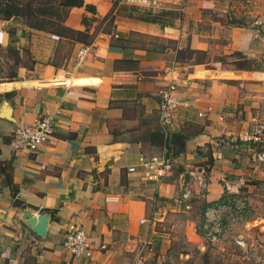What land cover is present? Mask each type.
Returning a JSON list of instances; mask_svg holds the SVG:
<instances>
[{"label":"crops","instance_id":"crops-1","mask_svg":"<svg viewBox=\"0 0 264 264\" xmlns=\"http://www.w3.org/2000/svg\"><path fill=\"white\" fill-rule=\"evenodd\" d=\"M83 1L94 13L71 6L64 23L84 30L80 17L89 18V43L18 30L19 44L67 39L69 51L63 68L35 60L29 74L21 70L18 81L4 83V90L11 88L0 96V106L9 104V117L0 115V264H264L256 262L264 259V222L252 228L237 221L234 233L216 244L198 231L204 208L223 193L222 174L231 181L244 176L248 183L240 189L264 197V173L235 138L251 116L264 120V0H242L253 4L255 18L239 24L228 22L235 3L224 0H159L161 7L148 11L174 16L151 18L121 0ZM78 46L87 52L75 66ZM234 50L256 61L257 69L235 65L241 59ZM170 80L187 106L178 107L162 130L156 91ZM45 114L54 117L52 135L37 149L9 146L11 130ZM172 134L179 143L171 142ZM166 145L175 146L170 172L158 183L141 180L137 158L165 156ZM216 152L221 158L213 157ZM203 161L210 164L206 191L183 202L176 186L181 166ZM130 165L135 172H127ZM24 208L31 219L46 215L43 236L22 221ZM68 222L88 235L90 257L62 248ZM235 235L247 249L234 244ZM140 241L153 252L139 256ZM251 243L257 244L253 253Z\"/></svg>","mask_w":264,"mask_h":264},{"label":"built area","instance_id":"built-area-1","mask_svg":"<svg viewBox=\"0 0 264 264\" xmlns=\"http://www.w3.org/2000/svg\"><path fill=\"white\" fill-rule=\"evenodd\" d=\"M121 3L143 11L155 10L161 7L159 0H121ZM1 33H3L2 29H0ZM86 52L87 48L85 46L77 47L73 55L75 66L82 62ZM174 89L175 83L170 80L156 91L157 119L162 130L165 129L178 107L187 106L186 102L174 95ZM201 113L198 112L199 115ZM53 119L52 114H45L33 118L31 122L17 125L9 134V146L12 149H21L22 147H26L29 150L37 149L40 144L52 135ZM249 123L250 126L237 132L235 138L240 143L251 148L252 167L264 173V120L251 116ZM213 157L216 159L221 158L219 152H216ZM137 161L141 171V180H152L155 183L160 182L161 178L170 172L173 166V160L166 159L163 153L150 154L149 156L140 155ZM181 167L179 182L176 185L179 199L185 202L193 194L202 196L206 191L210 164L206 161L191 162ZM126 170L128 173H133L136 168L130 165L126 167ZM219 181L220 186L223 188V193L219 200L204 208L200 220L201 228L204 230V237L211 244H216L222 241L226 235L234 233L233 227L237 221H242L247 226L249 221L248 218L244 217H248L246 215L250 213L252 208L251 195L246 190L240 189L245 182L244 176H237L234 181H231L227 175L222 174ZM138 222L142 223L143 220L140 219ZM232 240L234 244L242 248L246 247V243L241 236L235 235ZM60 244L72 256L90 257L93 252L88 235L73 222L66 223ZM248 247L253 253L257 249V244L251 243ZM98 248L102 249L104 245L101 244ZM136 251L139 256L147 253L151 254L153 247L147 241H140L136 245ZM262 260L264 259H257L256 262L261 263Z\"/></svg>","mask_w":264,"mask_h":264},{"label":"rangeland","instance_id":"rangeland-1","mask_svg":"<svg viewBox=\"0 0 264 264\" xmlns=\"http://www.w3.org/2000/svg\"><path fill=\"white\" fill-rule=\"evenodd\" d=\"M227 1L229 4L235 3L234 8L236 9L235 15H230L231 17L235 18L236 20L243 22H249L255 18L253 14V4L248 7V5H245V1L242 0H224ZM252 6V7H251ZM232 8V10L234 9ZM135 10H140L135 8ZM142 11V10H140ZM174 15V14H173ZM253 15V16H252ZM229 20V18L227 17ZM11 20V19H7ZM13 20H16V23H23L21 19L13 18ZM3 21L0 20V29H2L3 33L0 34V96L4 91H7L8 87L6 85V90H4V83H12L18 81L17 77L19 76V72L23 70V75L29 74L28 69L31 68L33 65V62L36 60L41 66H46L49 64L50 66H53L54 68H63L66 64V57L68 55V45L69 41L65 39L64 41L59 44L55 41H52L51 39L44 38L41 42L31 43L28 41H23L22 43H18V30L25 31L27 33L28 28L23 26H8L6 28H2ZM24 24V23H23ZM239 24V23H238ZM10 29V32L7 33L6 30ZM30 36V34H29ZM41 39V38H39ZM35 42V40H34ZM59 47L55 50V47ZM5 47L8 48V50H5ZM38 58V60L36 58ZM252 61V66L257 67V63L254 60ZM242 62L236 61L234 62L235 65H239ZM17 63L19 65H17ZM242 64V63H241ZM22 67V68H21ZM16 72V79L12 81H7V75L12 72ZM4 90V91H2ZM249 153L247 151H244V154L246 155L247 161L249 163H253L251 160V153L252 150L249 148ZM243 154V155H244ZM256 170V169H255ZM261 172V171H260ZM263 173V172H262ZM251 203L252 208L250 210V213H248L246 216H248V226H254L252 228H255L261 222H264V197L259 198L253 197L251 192ZM198 207L201 210L200 202ZM198 231L203 234L204 237V230L203 228H198ZM179 238V241H181V236H177ZM204 241H208L206 237H204Z\"/></svg>","mask_w":264,"mask_h":264},{"label":"trees","instance_id":"trees-1","mask_svg":"<svg viewBox=\"0 0 264 264\" xmlns=\"http://www.w3.org/2000/svg\"><path fill=\"white\" fill-rule=\"evenodd\" d=\"M79 6L82 7L84 11H87L91 14L94 13V8L89 3H85L83 0H0V20L7 19H21L24 25L28 28H34L40 31L48 32L59 37H67L74 41H79L81 43H89L90 35L87 33L88 20L85 16H81V23L85 26L84 30H79L72 28L64 23V17L69 7ZM143 15H140L142 18H151L155 17L157 14H161L167 17H173L171 11L160 10L156 13H151L148 10L141 11ZM109 16V10L104 13L102 18ZM91 20V19H90ZM230 23H242L235 18L231 17L228 20ZM10 29H7L6 32L9 33ZM5 50H8L5 47ZM239 59L242 60V64H239V67L246 68L248 70H256L257 68L252 66L251 59L246 58L238 50L232 52ZM17 65H19L17 63ZM16 72L12 71L7 75V81L15 80ZM9 84V82H7ZM11 87L7 90H9ZM6 94V93H3ZM162 131H159V137L162 136ZM162 142V139H161ZM176 153H173L171 156L174 157ZM171 157V158H172ZM247 180L245 179V182ZM248 183V182H246ZM6 185L11 190V193L14 194L16 189L14 185L8 180Z\"/></svg>","mask_w":264,"mask_h":264},{"label":"water","instance_id":"water-1","mask_svg":"<svg viewBox=\"0 0 264 264\" xmlns=\"http://www.w3.org/2000/svg\"><path fill=\"white\" fill-rule=\"evenodd\" d=\"M16 23V20H5L3 21L2 28H6L8 26H11ZM2 105L0 106V115H4L5 117H9V104H6L5 102L1 103ZM5 107V112H2V107ZM179 135L178 134H172L171 135V142L174 144L179 143ZM174 145H166V150H165V158H169L170 152L174 149ZM29 209L24 208L23 214L21 215L22 221L30 228L31 231L35 232L37 236H43L45 231H44V224L46 221V215L43 213H35L34 218L31 219L29 214H30Z\"/></svg>","mask_w":264,"mask_h":264}]
</instances>
